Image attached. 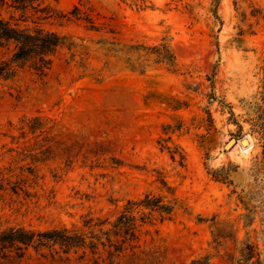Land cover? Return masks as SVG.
Instances as JSON below:
<instances>
[{
	"label": "rangeland",
	"instance_id": "obj_1",
	"mask_svg": "<svg viewBox=\"0 0 264 264\" xmlns=\"http://www.w3.org/2000/svg\"><path fill=\"white\" fill-rule=\"evenodd\" d=\"M4 1L60 43L0 41V232L86 245L10 264H264V0Z\"/></svg>",
	"mask_w": 264,
	"mask_h": 264
},
{
	"label": "trees",
	"instance_id": "obj_2",
	"mask_svg": "<svg viewBox=\"0 0 264 264\" xmlns=\"http://www.w3.org/2000/svg\"><path fill=\"white\" fill-rule=\"evenodd\" d=\"M4 0H0V9L2 8V4ZM54 40L50 38H46L45 35H42L41 32H29L25 29H18L14 26H11L7 21L0 18V41H12L15 44L16 50L13 55L15 58H23L28 55L32 50L38 49L41 51V54L45 52L50 47H55L60 43V38L58 35H54ZM8 67L5 63L0 64V83L2 79L7 78ZM262 138L264 139V126L260 125ZM263 154H262V164L264 165V142L262 144ZM263 168V167H262ZM223 168L212 171V177L221 181H228L227 173L224 174L222 172ZM11 190L13 194L18 192L16 186L11 185ZM0 189L3 187L0 186ZM22 189V188H21ZM142 205L144 208H148L150 210H156L161 214H169L171 208L168 205H164L161 202L159 197L149 196V194L145 195L144 199L133 202V204ZM128 219L125 214H122L118 220V223L121 225L124 223L123 220ZM86 224V223H85ZM127 228L124 229L123 233L125 235L128 234L126 232ZM76 233H69L67 228H62L60 230L51 229L45 231H34L33 229H26L23 226L19 227H8L0 232V264H10L11 259L7 258L9 253H6L4 250L8 248L11 250L12 248L19 250L21 248H28L29 246H33V248H37L40 246H51V245H59L60 247L65 248H82L84 249L86 245L84 243H79L76 240ZM81 242V241H80ZM11 248V249H10ZM66 252V251H65ZM96 253L95 250L92 251ZM17 253V252H16ZM113 253L109 252L111 256ZM22 257L21 254H16L17 259ZM14 258V257H13ZM199 260H193L192 264H197ZM109 262L108 264H111Z\"/></svg>",
	"mask_w": 264,
	"mask_h": 264
},
{
	"label": "water",
	"instance_id": "obj_3",
	"mask_svg": "<svg viewBox=\"0 0 264 264\" xmlns=\"http://www.w3.org/2000/svg\"><path fill=\"white\" fill-rule=\"evenodd\" d=\"M246 139H242V142H244ZM231 143L232 144V141L230 140L225 146L228 147V144Z\"/></svg>",
	"mask_w": 264,
	"mask_h": 264
},
{
	"label": "bare ground",
	"instance_id": "obj_4",
	"mask_svg": "<svg viewBox=\"0 0 264 264\" xmlns=\"http://www.w3.org/2000/svg\"><path fill=\"white\" fill-rule=\"evenodd\" d=\"M246 139V138H245ZM231 143H229L228 145H230ZM243 144H248V140L246 139Z\"/></svg>",
	"mask_w": 264,
	"mask_h": 264
}]
</instances>
